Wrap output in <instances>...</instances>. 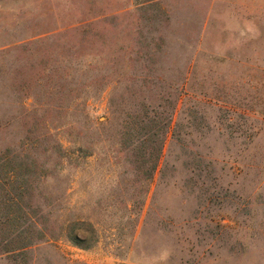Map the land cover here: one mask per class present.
<instances>
[{
    "label": "rangeland",
    "instance_id": "obj_1",
    "mask_svg": "<svg viewBox=\"0 0 264 264\" xmlns=\"http://www.w3.org/2000/svg\"><path fill=\"white\" fill-rule=\"evenodd\" d=\"M172 102L150 174L125 124ZM12 196L56 236L0 264H264V0H0Z\"/></svg>",
    "mask_w": 264,
    "mask_h": 264
},
{
    "label": "trees",
    "instance_id": "obj_2",
    "mask_svg": "<svg viewBox=\"0 0 264 264\" xmlns=\"http://www.w3.org/2000/svg\"><path fill=\"white\" fill-rule=\"evenodd\" d=\"M159 107V109H151L145 106L134 117L129 116L123 132V141L126 147L131 146V143L134 145V140L140 144L136 162L143 169L149 166L150 174L157 170L161 162L166 137L172 128L177 108L173 102L170 103V110H164L162 104H159ZM11 172L15 174V177L18 176L15 169H11ZM24 187L25 185L21 181L13 187V190L16 194H23ZM25 188L27 190L28 187ZM2 190L6 191L5 187ZM10 192H12V189H10ZM0 205L3 209L0 215L1 229L2 231L7 230L8 237L11 236L8 240L3 239V241H0L1 253H23L38 242L56 236L53 231L46 229L45 222L47 218L40 212V208L34 209L31 203L23 205L22 201L12 196L10 198L6 197ZM63 209H66V206H63ZM82 222H86L85 219ZM58 228H60L58 234L67 237L74 244L80 245L88 238L86 235L82 236L76 230L75 221L70 217H66Z\"/></svg>",
    "mask_w": 264,
    "mask_h": 264
}]
</instances>
